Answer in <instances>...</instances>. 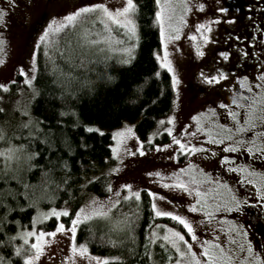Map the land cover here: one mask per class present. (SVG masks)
<instances>
[{"label": "snow or ice", "instance_id": "obj_1", "mask_svg": "<svg viewBox=\"0 0 264 264\" xmlns=\"http://www.w3.org/2000/svg\"><path fill=\"white\" fill-rule=\"evenodd\" d=\"M217 3L219 4V0ZM18 6V0H6L3 6H0V53L4 52L6 38L3 33L9 26L10 14ZM205 8L206 4L203 0H155L154 23L159 28L160 43L165 47L163 58L158 53L156 58L160 61L161 68L172 73L171 88L175 91H178L177 86L180 84V79L169 59L167 44L179 40L181 30L173 21L178 19L181 24H186L189 14H193L197 10L202 13ZM248 8L250 10L249 20L253 21L251 15L253 5L249 4ZM177 9H179V13H177ZM137 11L138 0H122L121 6L116 8H111L103 2H84L81 6L67 11L62 16L51 17L34 40L28 64L20 65L17 68L20 76L24 77L23 83L29 86L31 101L38 103L41 99H47L37 86L40 79L38 52L41 46L44 55L52 61L49 71L55 76L57 65L54 62V54L58 50L61 54L63 52L62 49H58L57 38L66 33L76 34L77 28L85 23L98 26L100 31L95 33L96 39H89L93 34L87 29H83L77 34L81 43L92 46L104 45L103 48H99V51L104 52L107 49L110 52H121L123 57L118 63L132 64L135 58L136 44L123 48L113 47V26L123 29L129 39L136 36L137 26L134 17ZM260 11L264 12V5L261 6ZM215 13L217 14L211 18H206L203 21L198 20L193 26V31L188 33L197 57L206 55L204 46L212 42L210 33L213 25L222 21L234 23L237 19L235 15H231L227 16L225 20L226 14L229 13V7L219 6L215 9ZM256 33L264 36V24L256 28ZM249 36L252 38L236 36L237 44L229 45L230 48L236 50L237 58L241 56L247 58L250 55L257 56V58L264 56V40L259 41L260 51L258 53L244 47V44L241 43L242 40L252 46L258 43L256 34L249 33ZM116 42L122 44L123 40ZM68 43L70 44L71 41L69 40ZM217 55L222 63L229 61L233 53L222 50ZM4 63L5 57L0 56V64ZM259 67L261 70L254 80H250L247 75L236 77L239 88L245 90L247 95L245 91H240L232 96L229 103L223 101L219 103L218 107L224 111V123H219L220 113L217 112V108L209 107L203 112L191 116V121L196 122L194 131H186L189 125H184L177 132L175 128L176 116L167 115L160 119L158 124L163 132L170 137L171 142L156 143L153 146V137L160 135L159 130L150 134L146 141L141 140L134 131L135 126L130 124L127 118H124L118 129L112 132L111 139L115 143L108 145L111 157L115 160L106 156L104 159L107 164L105 165L98 166L99 162L84 159L89 146L83 137L73 147L72 139L63 134L62 118L67 115L64 111L59 112V117L53 112L50 119L56 120L54 124L41 118L34 120L30 113L25 112L24 116L27 119L18 125L22 132V135L19 136V139L23 141L21 143H13L16 136L8 137L6 129L0 127V142H7V147L0 149V165H2L0 167V184L3 185L0 187V249L10 251L9 256L0 253V264H13V260L17 261V264H41L42 260L45 261V264H58V262L59 264H69L70 260L72 264H75L77 257L84 258L86 256L89 264L91 261H95V264H108L109 260H119L120 257L117 256L103 258L92 256L85 243H77V230L83 223H91L96 219L103 218L111 223V231L130 232L133 221L139 214V204L137 203L135 213L129 211L126 215L121 214L118 219L113 218L111 210L117 206H123L122 202H127L130 199L139 202L141 191L134 190V186L130 183H124L120 185V188L127 190L125 195L111 182H106L104 187L112 195L106 197L104 201H100L88 192V188L98 184L101 177L119 172L122 165L117 161L122 160L124 156L144 157L146 152H160L165 149H173L169 157L173 160L185 155L192 157L193 154L203 155L205 159L216 157L226 173H239L237 184L251 187L243 195H240L237 189L223 177L214 180L203 169H200L199 172L205 177V180H198L190 171L196 167L190 160L187 161L185 167L170 174L171 179L168 183L163 182L161 172H148L147 176L159 178L153 183H160L163 188L180 191L191 197V203L181 206L179 210L175 208L163 210L159 207L157 200L166 201L169 205H172L173 201L151 188L146 189L151 198L150 207L153 218L168 217L177 225V227H168V225L153 224L149 228L145 251L147 257L152 259L153 264H264V258L260 253L254 252L252 241L247 239L249 235L247 227L238 221L227 220L226 216L221 215L217 218L215 215L221 212L240 213L251 210L253 207H258L261 212H264V171L257 172L249 164L234 166L236 157L218 155V152L210 147L211 145L221 146L227 153L243 151L254 160L264 163V62H261ZM66 75L75 79L71 77V73ZM155 75L159 76L160 72L157 71ZM199 79L201 83L209 86H219L224 81L227 87L229 73L221 68H215L208 73L200 71ZM104 80L109 86V90L114 93L111 100L105 98L109 104V115L119 117V113L128 106L139 108L141 112L147 108V105L140 108L136 99H132L139 91V87L134 88L131 80L107 73L104 75ZM51 84L59 88V93H49L55 97L50 103L54 104L59 101L63 107L64 101L69 96L75 95L70 90L71 84L59 77L52 80ZM0 89L6 90L7 85L0 83ZM4 111V108H0V112ZM4 123L7 124L8 121ZM80 126L85 133H97L101 136L104 134L102 127L98 124H81ZM72 127L76 128L77 123L74 122ZM52 129H61L59 139L56 138V133ZM184 137L191 139H183ZM197 137L204 142L194 143L193 141ZM129 138L134 140L132 148L126 146ZM145 144L149 146L147 149ZM77 155L80 156V159H76ZM41 160L43 163H38ZM33 169L40 173L38 184H30L23 179L22 173H31ZM185 174L189 176L188 180L183 178ZM9 181H14L16 186L13 187ZM205 182L214 184L218 189H224L227 192V197L222 198L220 193L212 195L211 189L201 191L199 185ZM38 186L42 188V192L37 196L32 190ZM61 191L70 199H76L74 192L78 191L80 198L85 203L75 209L68 201H65L63 207L59 209L52 207L47 211L39 210L38 205L41 200L51 202L55 199V193ZM210 200L211 203H209ZM209 208L211 211L208 210ZM34 209L36 210L35 215L29 218L27 227L21 224L20 220L11 219L16 216L24 217L25 210L32 211ZM184 209H187L186 214H182ZM193 214H198L200 219H196ZM61 217H68L70 223L66 226ZM50 218L55 219V226L49 230L44 227V222ZM217 219L228 224L227 230L222 223H217L215 228L212 227ZM157 228L164 229L162 237L157 236L155 231ZM217 229L219 232L227 231V239L223 242L220 241L218 235L211 240L202 239L198 235L200 231L216 233ZM58 234L67 238L66 252L71 253V257L65 254L64 250H61L60 256L56 252L49 254L48 246L54 240L58 242ZM237 237L243 238L245 243H238ZM160 240L164 243H159ZM105 242L119 243L111 239H106ZM197 242L199 249L194 250V244ZM148 244L159 245L161 249L159 261L155 259L152 251H148ZM225 244L230 247L226 248ZM132 254L135 255V252Z\"/></svg>", "mask_w": 264, "mask_h": 264}, {"label": "trees", "instance_id": "obj_2", "mask_svg": "<svg viewBox=\"0 0 264 264\" xmlns=\"http://www.w3.org/2000/svg\"><path fill=\"white\" fill-rule=\"evenodd\" d=\"M155 0H138V11L135 14V22L137 26V35L129 39L124 31L113 29V32L123 40L122 44L113 42V47L123 48L131 44H136L135 58L132 64L123 65L118 61L123 57L121 52H110L105 49L104 52L99 51L104 45L92 46L87 43H81L78 37L83 29H87L93 38L96 32L100 31L98 26H92L89 23L81 25L76 30V34L66 33L57 38L58 50L54 54V62L57 65L56 75L51 71L52 61H50L43 53V47L38 52V75L39 82L37 86L41 89L47 99H41L38 103L30 100L29 113L35 120L37 118L50 121L51 124L56 123L55 119H50L53 112L59 117V112L67 113L63 120V134L68 135L73 141V147L83 137L89 150L85 155V160L99 162V165H105V157H111V151L108 147L112 143L111 133L107 129H112L120 125L124 118L134 121L135 131L140 139H146L148 133L152 129L157 117L169 112L173 103V89L171 88V74L167 69L161 68L156 54L159 53L161 43L159 40V28L154 23ZM136 37V41H135ZM95 39V38H94ZM71 41L69 44L68 41ZM105 57H108L107 59ZM159 71L160 75L155 73ZM67 73H71V79L67 77ZM121 76L131 80L133 87H139V91L132 99H136L140 108L147 105L143 112L139 108L128 106L116 115H109V104L106 97L111 100L114 93L109 90V86L104 80L105 74ZM65 74V75H61ZM65 80L71 84V91L74 96H69L61 106V103H50L55 97L49 95L50 92L59 93V88L52 85L51 81L57 78ZM94 90V91H93ZM1 93V89H0ZM138 97V98H137ZM155 101V103H153ZM3 112H0V118ZM77 123V127L73 128V123ZM81 124H98L102 127L104 134L101 136L97 133H85ZM105 129V130H104ZM59 139L61 129H52ZM16 136L13 143H21L19 136L22 135L18 127L11 128L8 137ZM7 147V142H0V149ZM67 155V153H64ZM76 159H80L77 155ZM43 163V161H38ZM2 167V165H0ZM15 167V165H14ZM11 174V173H10ZM23 179L30 184H38L40 181V173L33 169L31 173H22ZM107 182L106 176L101 177L98 184L89 187L97 194H105L107 191L104 187ZM15 187L14 181H9ZM0 187H3L0 184ZM22 190V189H21ZM38 196L42 192L41 187L34 190ZM76 199L64 194L62 191L55 193L53 201L41 200L38 207L39 210H45L50 207H58L64 205L68 201L73 208L77 209L82 200L78 191L74 192ZM151 198L148 196L146 189H141V200L135 202L129 200L122 202L123 206H117L111 212L113 218L118 219L121 214L126 215L129 211L135 213L137 203L139 204V214L133 221L132 230L125 233L124 231H111V223L103 218L94 220L91 223H83L78 227L76 239L78 243H85L89 252L96 255L106 257L117 256L119 260H109L108 264H153L151 258H148L145 251V243L148 237L149 228L159 220V217L153 218L150 207ZM26 211L24 217H11L12 220H20L25 227L28 226L29 218L35 215L36 210ZM72 211V209H70ZM65 225L70 222L68 217H62ZM55 226V219L50 218L44 222L46 229H52ZM106 239L118 241L119 243L110 244L105 242ZM159 243H164L159 241ZM148 251H152L155 259L159 261L161 249L158 244H148ZM135 252V255L132 253ZM0 253L9 256L10 251L0 249ZM13 264L17 261L13 260Z\"/></svg>", "mask_w": 264, "mask_h": 264}, {"label": "rangeland", "instance_id": "obj_3", "mask_svg": "<svg viewBox=\"0 0 264 264\" xmlns=\"http://www.w3.org/2000/svg\"><path fill=\"white\" fill-rule=\"evenodd\" d=\"M18 2L19 6L10 14V21L14 26V30L12 33L11 30L9 31V28L4 31L7 33V38L6 43L4 44V52L0 53V56L5 57V63L0 64V83L7 85V89H1L0 93V108L5 109L3 116L0 118V127H4L7 134L11 128L13 129L14 127H18L23 120L27 119V117L24 116L25 112L29 113V102L31 100L30 89L28 85L23 83L24 77L20 76L17 68L20 65L28 64L29 53L32 51L34 40L39 34L37 29L40 27V30H42V27L49 19H51V17L62 16L67 11L81 6L84 2H103L111 8H116L121 6L122 0H18ZM203 2L206 4L204 11L201 13L197 10L193 14H189L187 16L186 24H181L178 19H174L173 21L180 28L181 36L179 40L172 41L167 44V51L175 73L180 79V84L177 86L178 91L173 90V103L171 109L168 113L156 118L152 129L147 135L148 137L157 130L160 131V135L153 137V146L156 143L171 142L170 137L163 132L161 126L158 124L160 119L167 115H175V128L177 132L181 130L184 125H189L186 131H194L196 122L191 121V116L201 113L209 107L218 106L219 100L220 102L223 101L224 103H229L235 93L245 91L239 88V83L236 79L239 74L237 73L240 69L251 68L252 65H255V59H259L257 56L251 55L247 58L242 56L237 58L236 50L234 48H230L229 45L237 44V41L235 40L236 36L251 39L252 37L249 36V33H254L256 34V39L258 41L257 45H248L244 40H242L241 43L244 44L245 48H250L253 52H257L258 49L260 50L259 41L262 36L256 33V28L261 24H264V19H259V15L264 14V12L260 11L261 6L264 5V0H219V4L217 3V0H203ZM249 4L253 5V9L251 10L253 21H250L248 16L250 11L248 8ZM219 6L229 7V13L226 14L225 20L227 19V16L231 15H235L237 19L234 23H226L222 21L213 25L212 32L210 33L212 42L204 46L206 55L204 57H197L194 52L193 42L191 41L188 33L193 31V26L198 20L203 21L204 19L211 18L213 15L217 14L215 13V9ZM237 9H239V11H237ZM177 13H179V9H177ZM39 18H42L41 25L39 23L35 28H32L34 25L32 23ZM20 20H23L22 25L20 24ZM114 28L118 29L113 26V29ZM119 30L124 31L123 29ZM166 35H168L167 32ZM229 37H232V39H229ZM94 38L96 39L97 37L94 36ZM94 38L92 36L89 37V39ZM119 40L122 39L113 32V42ZM222 50H228L233 53L229 61L221 63L219 60L217 54ZM164 51L165 47L164 45H161L158 53L161 58L164 56ZM215 68H221L226 73H229L227 87L225 86L224 81H222L219 86H209L201 83L199 79V72L204 71L208 73L212 72ZM170 74L172 75V73ZM245 94L247 95L246 91ZM5 121H8V123H4ZM128 122L134 125V121L128 120ZM118 127L119 126L107 130L112 135V132L116 131ZM164 127H167V125H164ZM202 135L203 134L201 133V136ZM147 137L144 139L145 141L147 140ZM183 139L191 138L184 137ZM193 142L203 143L204 141L197 137ZM114 143L115 141L112 140L111 144ZM133 143L134 140L129 138L126 142V146L132 148ZM148 147L149 146L145 144V148L147 149ZM173 147L175 148L176 146ZM210 147L215 149L221 155H238V152H224V149L218 145H211ZM172 151L173 149H165L160 152L150 151L146 152L144 157L124 156L122 160L117 161V163L122 165L120 171L105 175L106 180L107 182H111L114 187L119 189L125 195L127 194V190L120 188V185L124 183L132 184L134 186V190L139 189L141 191V189L151 188V190L157 191L161 195H166L169 200L173 201V204L169 205L166 201L157 200L160 208L163 210H173V208L179 210L181 206L191 203V197L180 191L163 188L160 183H153V181H156L159 178L155 176L149 177L147 176V173L159 171L162 174L163 182L168 183L171 179L170 174L177 171L179 168L185 167L187 161L190 160L191 163L196 166L190 171L198 180H205V177L199 172L200 169H203L205 173H208L214 180H217L213 177V174H215L216 171L214 170L212 172V164H216V162L211 161L210 159L208 161L203 157V155L196 154H193L192 157H187L185 155L180 156L175 160L169 159ZM112 160H115V158L112 157ZM230 174L239 175V173L235 172ZM97 175H99V172H97ZM183 178L188 180L189 176L185 174ZM199 187L201 188V191H208L211 189L212 195L220 193L222 198L227 197V192L224 189H218L214 184L209 182H205L199 185ZM88 192L92 196L97 197L100 201H104L106 197L112 195L108 192L103 195L97 194L91 189H88ZM222 202L223 199L221 200V203ZM84 203L85 201L82 200L79 207H81ZM209 203H211V200ZM61 207H63V205L55 208L59 209ZM48 209L49 208L41 211H47ZM208 210L210 211L211 208ZM186 213L187 209H184V213L182 214ZM193 215L196 219H200L198 214ZM154 224L177 227L176 222L172 221L168 217H159V220L154 222ZM155 231L158 237H162L164 234V229L162 228H157ZM198 235L201 237H207L209 234L208 232L200 231L198 232ZM66 240L67 238L65 236L58 234V242L54 240L48 246L49 254L56 252L57 255L60 256L61 250H64L65 254L71 257V253L66 252ZM198 249L199 244L197 242L194 244V250ZM90 254L92 256H99L102 258L106 257L92 253ZM41 264H45V261L42 260ZM69 264H72L71 260L69 261ZM75 264H89V260L87 256L84 258L77 257ZM91 264H95V261H91Z\"/></svg>", "mask_w": 264, "mask_h": 264}, {"label": "flooded vegetation", "instance_id": "obj_4", "mask_svg": "<svg viewBox=\"0 0 264 264\" xmlns=\"http://www.w3.org/2000/svg\"><path fill=\"white\" fill-rule=\"evenodd\" d=\"M6 0H0V6H3V3H5ZM259 19H264V14H260L259 15ZM43 20H44V16H43ZM42 22V18H39L38 20H35L33 27L35 28L37 26V24L40 23L41 25ZM14 24V23H13ZM20 24H23V20H20ZM30 25H32L31 23H29ZM9 31L14 30V26L12 25L10 18H9ZM7 28V29H8ZM33 30V29H32ZM37 31H41L40 27L37 29ZM3 36L5 38H7V33H3ZM264 40V36L261 37L260 41ZM30 43V42H29ZM27 43V44H29ZM260 50L258 49L257 53ZM255 65H252L251 68H243L240 69L238 71L237 76H249L250 80H254L255 77L257 76L258 72L261 70L259 65L261 62H264V56H259V59H255ZM220 103V100L218 102V105ZM217 108V112L220 113V120L219 123H224V111L223 109H220L218 106H214ZM218 155H221L218 153ZM234 157H236L235 161H234V166L236 165H244V164H249L251 165L253 168L256 169L257 172L260 171H264V163H261L258 160H254L252 157L248 156L246 152L240 151L238 152V155H232ZM209 159L211 161H215L216 164H212V172L215 170L216 173L213 174V177L216 178L217 180L220 179L221 177H223V179L227 180L229 182L230 185H234V187L237 189L238 194L243 195L246 191H248V189L251 187L249 185H244L241 186L239 184H237V178H238V174H230V173H226L223 169V167L219 164V160L216 157H208L207 160L209 161ZM211 211V210H210ZM217 216V218L221 215L226 216L227 220H232V221H238L241 224H244L249 232L248 238L249 240L252 241V245H253V249L254 252L256 253H260L261 257L264 258V212H261V210L258 207H253L251 210H245L243 212L240 213H216L215 214ZM217 223H222L225 230H227L228 228V224L226 222H222L219 221L217 219L216 222L213 223L212 227L215 228ZM208 236H202V239H215L216 236L218 235L220 237V241L223 242L224 240L227 239V231L224 232H219V230L217 229L216 233H213L211 231L208 232ZM237 242L238 243H245V241L243 240V238L237 237ZM226 247H230V245L225 244Z\"/></svg>", "mask_w": 264, "mask_h": 264}]
</instances>
